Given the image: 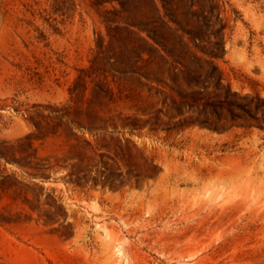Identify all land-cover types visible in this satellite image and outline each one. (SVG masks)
<instances>
[{
  "label": "rangeland",
  "instance_id": "obj_1",
  "mask_svg": "<svg viewBox=\"0 0 264 264\" xmlns=\"http://www.w3.org/2000/svg\"><path fill=\"white\" fill-rule=\"evenodd\" d=\"M168 1L0 0V264H264V0Z\"/></svg>",
  "mask_w": 264,
  "mask_h": 264
},
{
  "label": "trees",
  "instance_id": "obj_2",
  "mask_svg": "<svg viewBox=\"0 0 264 264\" xmlns=\"http://www.w3.org/2000/svg\"><path fill=\"white\" fill-rule=\"evenodd\" d=\"M153 1L154 4V9L155 11L158 13V16L162 19V21H164V23L166 24H174V30H179L182 28V24L181 22H184L185 28H183V33L186 34L188 36L189 41H191L195 47H199L197 42L200 41L201 39V34L199 33V31H194L191 27H189L188 25V21L189 18H193L195 19L196 22H201L202 25H207V23H205V14L206 11L203 10L201 13L202 14H198L197 11L192 10V6L194 5L193 2H191L188 7L186 8V10L182 11V12H176V10H173L172 7V1H168V0H160L162 8H163V12L161 13L160 8L158 7L157 3ZM212 8V6H210ZM210 8V9H211ZM208 12H210V10H208ZM216 19H218V16H216ZM154 21H150L149 24L143 26L142 28L144 30H146L148 32V34L152 35V38L156 39V33L154 32V30L152 28H148V26L154 27ZM216 22H214L215 24ZM213 24V25H214ZM223 28V26L220 27V29H215L212 33H214V35L216 36L219 32V30H221ZM183 37V34L181 35ZM183 43V42H182ZM224 41L223 38L220 39V41L218 39H216L213 42L214 45V49L209 51V52H204L205 54H207L210 57H217L220 56L223 53L224 50V45H223ZM165 48L166 46L164 44H162ZM180 46V48H176V50H171L169 48H167L166 52L169 56H172L175 58V63L179 64L182 66V68H187L186 66V58H193L196 60H202L200 56H198L196 54L195 51H191L190 47L188 46V42L184 43V47L181 48V44H178ZM205 63L210 64L211 66V62L210 61H206L204 60ZM213 68V66H212ZM210 74H208V78H210L213 81V88L214 89H219L220 88V81H221V77H216L215 74L213 72H209ZM186 85L191 89L190 91V95L192 96L193 94H199V90L198 89H193V87H197L198 84L196 83H201L199 81L194 82V81H188L186 80ZM209 86H203L201 89H207ZM223 101L228 104L229 106L232 107H238L241 110H243L244 112H248L251 110V105H249L248 103H235L234 100H232V93L230 92V88L227 87V89L224 91L223 93ZM183 100H181V102H184V96L182 94H179ZM210 105V104H208ZM259 105L255 104L254 108L258 109ZM191 123H198L199 125L202 126H208L209 128L212 129H219L216 125H212L210 123L207 122V120H199L198 118H195Z\"/></svg>",
  "mask_w": 264,
  "mask_h": 264
}]
</instances>
